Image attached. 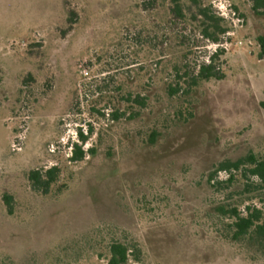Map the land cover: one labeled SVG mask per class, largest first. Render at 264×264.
Returning a JSON list of instances; mask_svg holds the SVG:
<instances>
[{
	"label": "rangeland",
	"instance_id": "374dc122",
	"mask_svg": "<svg viewBox=\"0 0 264 264\" xmlns=\"http://www.w3.org/2000/svg\"><path fill=\"white\" fill-rule=\"evenodd\" d=\"M202 1L220 16L236 13L221 44L224 78L170 99L163 77L173 64L197 67L220 46L191 25L167 23L169 1L0 0V264H107L113 239L135 241L140 264H264V243L232 240V220L218 213L261 206L264 196L242 183L221 194L208 185L221 163L264 155V16L252 0ZM181 34L184 48L174 42ZM161 55L169 62L159 67ZM144 84L141 117L113 121L97 88L118 98L117 87L123 95ZM185 99L193 119L173 122ZM90 125L83 149L95 154L70 161L79 129L87 135ZM16 137L25 139L20 152ZM54 166L58 183L48 195L34 192L30 172ZM4 195L14 199L12 215Z\"/></svg>",
	"mask_w": 264,
	"mask_h": 264
},
{
	"label": "trees",
	"instance_id": "16d2710c",
	"mask_svg": "<svg viewBox=\"0 0 264 264\" xmlns=\"http://www.w3.org/2000/svg\"><path fill=\"white\" fill-rule=\"evenodd\" d=\"M169 1L170 19L167 23H185L191 25L195 31H198L203 40L208 43L221 45L222 41L232 30L231 23L221 17L213 8L211 2H203L202 0H188L183 3L182 0H163ZM254 2V11L264 16V0H252ZM237 11V7H234ZM70 15L68 22H73ZM73 24V23H72ZM71 28V25L69 26ZM189 38L186 35H177L174 42L178 47H185L189 43ZM260 47V58L264 60V36L257 39ZM226 54V51L219 47L212 53L206 63H202L197 67L191 68L184 64L183 61H178L173 64L171 74L165 73V91L170 99H183L193 94L202 83H209L212 81H221L224 78L221 69V58ZM185 54L184 56H187ZM162 56V55H161ZM166 60V61H164ZM169 60L162 56L158 61L159 67L163 63H168ZM163 69V73H164ZM111 77L104 79V83L108 84ZM150 85L144 84L143 92L132 93L128 92L122 95L123 85L117 87L115 90L121 94L118 98L111 95L110 88L98 87L99 97L106 99L107 104L113 107L111 119L119 122L128 115L129 120H135L141 117L142 112L149 107V97L145 94L146 88ZM121 103L125 104V109H122ZM184 106L178 108L170 119L173 122L188 123L194 117L191 103L184 100ZM99 115L105 117V113L95 109ZM89 134L85 135L82 129H79V141L72 144V152L70 161L81 162L86 155H94L93 148L84 151L83 146L94 134L92 125L88 128ZM159 136V132L154 130L150 137V141L154 143ZM80 142V144H79ZM225 173L226 179L222 180L220 174ZM61 170L58 166H54L48 170L31 171L29 180L31 188L34 192H40L48 195L53 186H55L60 178ZM243 184L245 192L248 194H255L254 196H264V155H258L253 152L237 161H225L221 163L208 177V185L216 192L223 193L230 190L234 185ZM261 206L254 203L249 204L243 208L240 206H221L218 208V213L221 217H229L232 223L228 224L231 239L240 241L245 238L250 240L260 241L264 243V199L261 198ZM14 199L10 195H4V204L7 207L9 215L13 214ZM103 245H100V248ZM103 249V248H102ZM104 249L107 253V264H140L142 262V251L135 241H128L126 239H113ZM13 264V263H9Z\"/></svg>",
	"mask_w": 264,
	"mask_h": 264
},
{
	"label": "built area",
	"instance_id": "2783aa9c",
	"mask_svg": "<svg viewBox=\"0 0 264 264\" xmlns=\"http://www.w3.org/2000/svg\"><path fill=\"white\" fill-rule=\"evenodd\" d=\"M224 19L228 20V21H234V17L236 16L235 12H229L228 14L222 13L221 15ZM228 36H232V33H229ZM218 46H222V45H218ZM25 140L24 138H20V137H16L12 143V151L14 152H20L22 151V146L21 144H19L18 142ZM73 144V143H72ZM71 152H72V146H71Z\"/></svg>",
	"mask_w": 264,
	"mask_h": 264
}]
</instances>
